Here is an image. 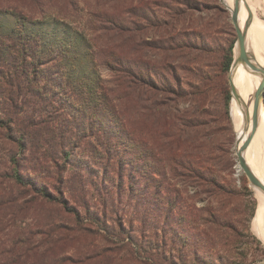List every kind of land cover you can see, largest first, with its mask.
Returning <instances> with one entry per match:
<instances>
[{
  "label": "trees",
  "instance_id": "obj_1",
  "mask_svg": "<svg viewBox=\"0 0 264 264\" xmlns=\"http://www.w3.org/2000/svg\"><path fill=\"white\" fill-rule=\"evenodd\" d=\"M16 1L40 17L0 7V18L14 20L9 27L0 20V145L9 146L0 181L11 186V196L0 197V225L7 211L16 225L15 213L41 205L69 220L45 225L48 241H29L17 255L7 250L0 264H46L47 258L82 264L104 257L106 246L133 262L174 264L167 240L176 237V225L209 242L236 241L237 219L203 212L182 193L190 186L192 199L202 194L218 203L242 195L232 178L231 95L221 80L220 100L219 74L193 62L212 51L210 26L201 24L206 18L211 25L218 9L207 0H102L89 21L93 41L103 34L113 42L102 48L89 46L62 19L46 23L55 0ZM78 1L68 0L72 14ZM225 27L231 38L223 74L236 41L232 25ZM129 95L131 110L120 103ZM124 110L131 111L127 118ZM94 194L98 208L88 203ZM123 198L137 214L138 230L121 219L109 225L107 208L117 209ZM66 234L90 235L91 244L106 249L75 258L65 248Z\"/></svg>",
  "mask_w": 264,
  "mask_h": 264
},
{
  "label": "rangeland",
  "instance_id": "obj_2",
  "mask_svg": "<svg viewBox=\"0 0 264 264\" xmlns=\"http://www.w3.org/2000/svg\"><path fill=\"white\" fill-rule=\"evenodd\" d=\"M26 1L29 2V0ZM207 1L210 2L209 4H212L218 9L216 17H214L215 15L211 17V25L205 24L207 21L206 18L204 21H202L201 24L202 28H207L210 26L209 28H207V33L210 35L209 37L213 42L212 51L208 52L207 55L205 54V56H201V60L192 61L197 62L196 64H199V66L205 68L204 71H206L207 74L208 72L210 74H219L217 75L219 77L216 84V89H214L215 95L218 94L219 96L220 88L223 89L222 87H224V85H221V83H219L221 80L224 81V84L226 82V90H228L229 94L231 95L229 72L223 74V72L220 71L221 62L228 52L227 42L231 38L225 27V22L231 24L230 12L224 6L225 4L220 0ZM29 3L34 4L31 2ZM102 5V0H79V12L78 14H72L71 5L68 0H55L54 2H52V6L50 7L52 10V15L45 21L50 25L51 23H54L53 19H62L72 31L76 30L79 34H83L89 46L91 41V45H93L94 43L95 47L105 48L108 43L111 44L113 42L106 40V37L103 34L99 35V37L97 38L95 37V40L93 41L95 34L90 30L89 27L91 26L89 25V21L91 20L92 12L94 13L95 11L99 10ZM0 7H17L19 10H21L23 7L21 11H23L24 13H30L33 17H40V14H38L36 11L33 12L25 8L29 6H24L21 2L16 0H0ZM0 20L2 22H5V25L8 27L14 23L13 18L9 15L2 16ZM197 20L195 19V22H197ZM127 44L130 45L129 42H127ZM193 66L195 67L196 65ZM99 72L103 79H110V73L106 69L100 68ZM220 76L222 77L220 78ZM231 84L233 85L232 81ZM213 100H215V97ZM220 100H222V98H220ZM262 102L264 108V98ZM120 103H123L125 106H129L131 110L133 107V103H135V100L132 96L129 95L126 99L123 100V102ZM130 110H124V115L126 118L128 116L127 113ZM230 122L231 127L234 131L233 143L231 148V151L233 152L232 156L234 158V173L232 178L237 189H240L242 191V195L228 198V200L219 201L220 203H218V201L214 197L212 198L202 194L199 195V197H193L192 199V197H189V195H193L196 189L191 188L190 186L187 187L189 192L188 195L184 193L185 191H182V193L189 198L190 202L195 201L196 207L198 209H202L203 212L208 209L209 211H212L214 214H217L219 216H231L234 218V220L237 219L238 221H236L235 225L236 230L238 231V236L236 238V241L231 244L230 242L217 244L215 242H209V240L201 233L190 231V228L188 226H184L181 229L179 225H176V229L178 228L176 231V237L172 242L167 240V248H171L173 250L174 264H264V240L257 235L252 227V221L255 219L254 217L256 215L259 203L255 194V190L250 187L249 182L243 175V173L241 171H238V159L235 149L237 135L234 130V118L232 117L231 119V115ZM10 147L12 148L11 145ZM8 151L9 146L0 145V168L2 164L5 163V160L3 159L5 158V155L8 153ZM258 154L261 167L264 169V150L258 149ZM247 158L249 159L250 157L248 156ZM177 186H179L181 190H183L181 184ZM10 189L11 186L8 183L0 181V197H2L3 195L11 196V193L9 192ZM98 201L99 200L97 195L94 194L93 196H89L88 203L90 205L96 206L98 208ZM126 201L127 200L123 198L122 205L116 204V207H118L117 209L107 208V215L109 220L108 222H110L109 225H112V222L114 220L121 219L126 222H132L133 226L138 230L140 223L137 218V214H134L135 210L132 207V204L128 206L126 205ZM18 211H20V209ZM6 213L8 214V219L5 220L4 218V225H0V259L4 255H6L7 250H10L17 255L22 249L31 247V245L28 243L29 241H34L35 243L43 245L44 242L48 241V234L45 235V233H49L51 229V227H45V225L49 226V224H62L61 226H64L69 220V217L56 211L54 207L48 208L47 206L43 205L31 208L28 213H15V216L19 215L18 219L14 221L16 225L9 222L10 218H12V213L9 211H7ZM136 234H134V236H136ZM65 236H70L69 241L65 245V248H68L67 250H69V254L74 256L75 258L81 257L82 254L88 255L91 252L105 251V249L107 248L108 252H106V255L104 257H99L94 260H87L82 264H141L140 262H133L129 257L127 259V254L123 251H121V254L118 255L111 254L109 250H114L115 247L106 246L105 248V245H103L101 242H95L97 246L95 247L93 244H91L92 239L90 235H87V238L85 239L68 234H66ZM185 237L187 238L186 244L183 241H180ZM57 238L60 239V236H53L51 240H57ZM228 243L230 244L229 246H227ZM57 250L56 252H58ZM229 250L231 251L227 253ZM42 251L44 252L46 250ZM50 254H52V252L49 251L47 255ZM8 256H10V254ZM218 256L223 257V261L221 259L223 263H220V261H218ZM51 261L52 260L50 258H47L46 264L52 263ZM65 264L70 263L66 262Z\"/></svg>",
  "mask_w": 264,
  "mask_h": 264
},
{
  "label": "bare ground",
  "instance_id": "obj_3",
  "mask_svg": "<svg viewBox=\"0 0 264 264\" xmlns=\"http://www.w3.org/2000/svg\"><path fill=\"white\" fill-rule=\"evenodd\" d=\"M222 2L230 12L237 6V0H222ZM238 26L242 31L248 28L246 45L252 64L258 68H264V0H241ZM230 77L235 90V97L231 100L230 115L231 119L234 118V130L238 137L236 150H241L249 136L243 156L251 171L264 184V169L258 157V149L264 150L263 110H260L255 125L251 121L244 122V115L248 111L252 120L254 110L252 97L261 83V75L242 63L233 66ZM255 194L259 204L252 227L264 240V196L258 191H255Z\"/></svg>",
  "mask_w": 264,
  "mask_h": 264
},
{
  "label": "water",
  "instance_id": "obj_4",
  "mask_svg": "<svg viewBox=\"0 0 264 264\" xmlns=\"http://www.w3.org/2000/svg\"><path fill=\"white\" fill-rule=\"evenodd\" d=\"M220 1L222 2V0ZM240 1L241 0H237L236 8L231 12L229 11L230 12V22H231V25L233 26V29L236 35V41H235V45L233 48V61H232V64L229 70V83H230V88H231V95H232V98H234L235 90L233 88V85L231 84V77H230L233 66L243 63L246 67L248 66L252 71L260 73L262 80L258 88L255 90L254 95L252 97L253 104H254L252 120L250 119L249 111L246 112V114L244 115L245 123H250L251 121V123L255 125V122L258 118L260 110L264 111L263 102H262L264 98V68H258L254 64H252V61L250 59V55L247 49V45H246V31L248 28L242 31L238 26ZM248 140H249V136H247L241 150L240 151L236 150V156L238 159V171H241L243 175L247 178L251 188H253L255 191H258L264 196V184L261 183L259 179H257L254 173L251 171L250 167L247 165L244 159V156H243L245 146L247 145ZM237 141H238V137L235 142V149H236Z\"/></svg>",
  "mask_w": 264,
  "mask_h": 264
}]
</instances>
